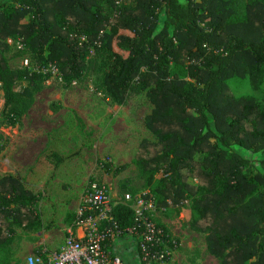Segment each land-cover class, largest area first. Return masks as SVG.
Here are the masks:
<instances>
[{"label":"trees","instance_id":"16d2710c","mask_svg":"<svg viewBox=\"0 0 264 264\" xmlns=\"http://www.w3.org/2000/svg\"><path fill=\"white\" fill-rule=\"evenodd\" d=\"M122 1L0 0V89L11 123L32 108L50 73L11 68L9 37L38 63L56 65L65 86L93 74L114 104L141 95L148 133L134 163L149 181L162 172L158 204L179 210L193 198L192 225L221 264H264V106L230 90L244 81L241 69L254 87L264 82V0ZM38 201L18 176L0 177L1 244L9 217L40 224ZM22 213L29 218L17 220ZM112 215L125 236L134 211L118 203Z\"/></svg>","mask_w":264,"mask_h":264},{"label":"rangeland","instance_id":"374dc122","mask_svg":"<svg viewBox=\"0 0 264 264\" xmlns=\"http://www.w3.org/2000/svg\"><path fill=\"white\" fill-rule=\"evenodd\" d=\"M17 38L5 40L10 44L5 56L11 68L24 69L25 58L49 68V63H38L27 46L19 49L15 45ZM241 70L236 77L244 81L239 85L232 82L230 90L236 97L252 95L264 106V82L254 87L248 73ZM64 83L56 70L50 72L32 108L15 124L10 121L11 114L5 108L4 92L0 89V177L8 173L16 175L32 192L38 193L34 209L44 223L51 217L45 205L47 196L50 201L53 196L55 204L52 203L60 205V209L64 203V210L73 221L88 181L104 183L114 201L122 199L132 188L134 195L151 197L158 205L155 222L166 227L168 237L164 248L169 254L163 264H221L208 249L207 233L192 225L193 198L179 210L160 206L153 187L162 172L149 181L134 163L137 145L148 133L144 119L149 105L144 98L134 95L126 105L114 104L97 91L100 78L93 74L83 82L74 81L70 86ZM66 156H70L65 162L66 170L52 177L57 159ZM23 215L17 220L29 218ZM8 220L12 221V232L7 243H0V264L34 261L41 249L23 243L20 234L22 229L38 227L33 222L24 227L13 217ZM132 245L133 251L120 257L126 260L124 264H141L135 243Z\"/></svg>","mask_w":264,"mask_h":264},{"label":"built area","instance_id":"2783aa9c","mask_svg":"<svg viewBox=\"0 0 264 264\" xmlns=\"http://www.w3.org/2000/svg\"><path fill=\"white\" fill-rule=\"evenodd\" d=\"M116 2L120 4L122 0ZM81 41H87L86 37L82 36ZM15 45L19 49L24 48L20 39L15 41ZM24 64L31 72L46 74L56 70L63 80L61 72L52 63H49V68H45L25 58ZM114 200L104 183L88 181L76 211V230L68 234L58 250L44 247L35 260L28 264H124L122 258L110 250V244L123 234L112 215L118 203L134 211V225L126 232L137 238L141 264H163L169 254L164 248L168 237L155 222L157 203L152 198L145 199L131 192L125 193L119 201Z\"/></svg>","mask_w":264,"mask_h":264},{"label":"crops","instance_id":"0c3cea01","mask_svg":"<svg viewBox=\"0 0 264 264\" xmlns=\"http://www.w3.org/2000/svg\"><path fill=\"white\" fill-rule=\"evenodd\" d=\"M66 168H67L66 164H61V165L59 164V166H57V167L54 166V169L52 172V177H54V174L56 175L59 171H61V173H64ZM46 192H48V191H46ZM46 192H44V194ZM46 194H48V193H46ZM50 199H51V197L47 196L46 197L47 202L45 203V205L48 208V213H50V216H51L50 219H47L45 221V223L43 221H40L39 225L37 223H34L32 225H35L38 228L28 229V230L22 229L21 234H20L21 238L23 240V243H27L28 245L30 244L32 246V248H36L38 250H40L44 247H47L50 250H58L63 245V243L66 239V236L71 231L76 230V227L73 225L74 220L72 221L69 218L68 213H66L64 210V207H65L64 203L62 205V208L60 209V205L59 206H58V204L54 205L55 203L53 200V196H52V201L54 204L52 203V201H50ZM34 208H35V206L33 207V209ZM33 211L35 212V209ZM35 214L38 215L37 213H35ZM75 215H76V213H75ZM26 227H28V226H26ZM126 235L121 236V238L113 241L110 244V250L113 253L115 252V254H117L119 256L123 253L124 254L131 253L133 251L132 243L134 242L135 247H136L135 248L136 249V256H138V258H139L137 238L133 235H131V237L128 236L129 234H126ZM123 260L126 261L125 259H123Z\"/></svg>","mask_w":264,"mask_h":264}]
</instances>
